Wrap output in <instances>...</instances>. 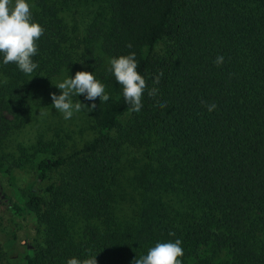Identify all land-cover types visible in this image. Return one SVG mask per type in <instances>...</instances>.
Here are the masks:
<instances>
[{
  "label": "trees",
  "instance_id": "obj_1",
  "mask_svg": "<svg viewBox=\"0 0 264 264\" xmlns=\"http://www.w3.org/2000/svg\"><path fill=\"white\" fill-rule=\"evenodd\" d=\"M26 2L44 29L38 67L24 74L0 54V144L72 66L83 64L110 99L90 101L92 141L38 159L36 183L58 172L43 191L15 188L0 161V190L10 191L0 264H134L176 239L182 264H264V0ZM82 12L80 32L66 16L74 23ZM130 53L147 83L139 112L108 70Z\"/></svg>",
  "mask_w": 264,
  "mask_h": 264
},
{
  "label": "clouds",
  "instance_id": "obj_2",
  "mask_svg": "<svg viewBox=\"0 0 264 264\" xmlns=\"http://www.w3.org/2000/svg\"><path fill=\"white\" fill-rule=\"evenodd\" d=\"M44 34V29L33 22L30 5L26 0H0V54L3 55L5 65L14 63L24 74H31L38 64L34 63L32 57L37 55V41ZM127 47L131 48L129 44ZM224 62L223 56H218L214 63L217 67ZM108 69L115 78L117 84L122 86L125 103L131 107V111L139 112L142 107L143 94L147 88L146 80L137 72L138 63L135 53L120 56L109 61ZM163 75L160 72L153 78V84H159ZM60 95H51L52 106L63 114L65 120L71 119L74 112L86 108L92 112L97 108L95 103L84 105L80 102L75 104L71 101L72 94L82 95L87 101H95L97 98L107 102L110 96L105 93V86L96 80L93 74L88 72H77L74 78H67L58 85ZM158 89L153 87L148 90V96L155 98ZM159 107H167L166 102H158ZM215 104L207 105L209 112L214 111ZM174 236V233H169ZM181 240L174 242H158L151 247L145 256L135 259L134 264H182L183 248ZM67 264H96L95 257L80 261L76 258L69 259Z\"/></svg>",
  "mask_w": 264,
  "mask_h": 264
},
{
  "label": "rangeland",
  "instance_id": "obj_3",
  "mask_svg": "<svg viewBox=\"0 0 264 264\" xmlns=\"http://www.w3.org/2000/svg\"><path fill=\"white\" fill-rule=\"evenodd\" d=\"M83 11L87 12L85 9ZM85 12L77 15L74 23L71 22V16H66V21H69L72 26L75 25L81 32L88 22V14ZM158 49H161V45ZM77 72L89 73V70L81 64L66 69L60 76L56 77L49 90L34 100L25 124L20 129L13 131L8 139L0 144V158H3L0 161L9 162L8 166L11 168L9 183L15 188L24 191L30 185L36 184V187L43 191L45 187L57 180L58 172L51 171L45 181L36 183L35 165L38 159L50 156L52 151L58 147L61 149L56 152L57 155L68 156L97 136V130L91 120V112H88L86 108H81L79 112H74L71 119L65 120L63 114L52 106L51 95L58 96L61 94L58 85L68 77L74 78ZM70 98L73 104L77 102L86 106L91 104L82 95L72 94ZM26 156H29L30 161L21 167L16 166V162L25 159ZM3 192L5 195L2 198ZM2 193L0 194V212L5 210L8 203L5 196H10L8 188H3ZM1 237L2 235H0V248L3 243ZM35 237L39 242V237Z\"/></svg>",
  "mask_w": 264,
  "mask_h": 264
},
{
  "label": "flooded vegetation",
  "instance_id": "obj_4",
  "mask_svg": "<svg viewBox=\"0 0 264 264\" xmlns=\"http://www.w3.org/2000/svg\"><path fill=\"white\" fill-rule=\"evenodd\" d=\"M0 194H1V190H0ZM3 195H1L2 197ZM23 244L27 245L28 246V243L26 241L22 242ZM29 247V246H28Z\"/></svg>",
  "mask_w": 264,
  "mask_h": 264
},
{
  "label": "water",
  "instance_id": "obj_5",
  "mask_svg": "<svg viewBox=\"0 0 264 264\" xmlns=\"http://www.w3.org/2000/svg\"><path fill=\"white\" fill-rule=\"evenodd\" d=\"M4 196H2V198H3ZM29 248H30V246H29Z\"/></svg>",
  "mask_w": 264,
  "mask_h": 264
}]
</instances>
